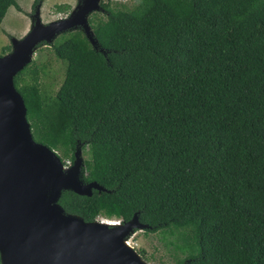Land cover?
I'll use <instances>...</instances> for the list:
<instances>
[{
    "label": "trees",
    "instance_id": "1",
    "mask_svg": "<svg viewBox=\"0 0 264 264\" xmlns=\"http://www.w3.org/2000/svg\"><path fill=\"white\" fill-rule=\"evenodd\" d=\"M11 6L0 0V24ZM100 8L98 50L80 29L51 46L64 64L54 95L44 66L14 77L34 141L63 163L79 147L83 182L107 190L59 204L87 222L137 214L172 237L178 264H264V0Z\"/></svg>",
    "mask_w": 264,
    "mask_h": 264
},
{
    "label": "water",
    "instance_id": "2",
    "mask_svg": "<svg viewBox=\"0 0 264 264\" xmlns=\"http://www.w3.org/2000/svg\"><path fill=\"white\" fill-rule=\"evenodd\" d=\"M100 2L77 0L66 17L47 24L37 5L29 31L11 39L12 50L0 57L1 264H147L129 242L134 231L149 228L137 214L126 222L99 216L87 222L65 212L58 202L63 191L89 197L93 190H107L83 182L79 147L66 167L54 150L34 141L22 96L14 87V77L31 63L36 48L51 45L62 33L80 29L98 50L88 18L101 9Z\"/></svg>",
    "mask_w": 264,
    "mask_h": 264
},
{
    "label": "rangeland",
    "instance_id": "3",
    "mask_svg": "<svg viewBox=\"0 0 264 264\" xmlns=\"http://www.w3.org/2000/svg\"><path fill=\"white\" fill-rule=\"evenodd\" d=\"M32 1L33 0H15V2L21 7L22 12L17 14L14 7H10L5 14L0 24V57L10 53L12 50L11 39L19 40L29 31L31 26L29 17L33 14L34 9L32 8ZM101 1H110L113 4L122 3L128 7H133L137 3V0ZM76 4L77 0H43L42 7L40 8V18L42 23L47 24L51 21L66 17L76 7ZM57 5H67L70 9H68L66 13H59L56 9ZM13 12L16 13L15 17H11ZM28 21L30 24L27 26ZM67 36V33H62L54 39L51 45L37 47L33 54L32 61L28 65L31 67L34 63L38 66H44V69L39 72L38 82L41 92L48 95L55 94L64 77V64L55 58L51 46L63 41ZM22 73L24 72H21L17 77L19 78ZM21 77L25 81H30V75H28V72ZM56 153L58 156L60 155L58 152ZM99 218L106 219L102 216H99ZM129 239L130 245L134 247L142 260L147 264H178L177 259L183 257V254L179 252L174 253L172 247L167 245V243L172 240V237L169 236L167 232L158 231L151 233L145 232L144 230H138L134 231V234H132Z\"/></svg>",
    "mask_w": 264,
    "mask_h": 264
},
{
    "label": "crops",
    "instance_id": "4",
    "mask_svg": "<svg viewBox=\"0 0 264 264\" xmlns=\"http://www.w3.org/2000/svg\"><path fill=\"white\" fill-rule=\"evenodd\" d=\"M33 1H34V0H33ZM33 1H32V2H33ZM16 4H17V3H16ZM17 5H18V4H17ZM11 7H14V6H11ZM18 7L20 8V11H18V10H16V9L14 8V10L17 11V12H16L17 14H18L19 12H22L21 7H20L19 5H18ZM41 7H42V6H41ZM9 8H10V7H9ZM9 8H8V9H9ZM7 11H8V10H7ZM6 13H7V12H6ZM16 13L13 12V14L11 15V17H15V16H16ZM27 13H28V12H27ZM29 24H30V22L28 21L27 26H28Z\"/></svg>",
    "mask_w": 264,
    "mask_h": 264
},
{
    "label": "flooded vegetation",
    "instance_id": "5",
    "mask_svg": "<svg viewBox=\"0 0 264 264\" xmlns=\"http://www.w3.org/2000/svg\"><path fill=\"white\" fill-rule=\"evenodd\" d=\"M33 11H34V9H33ZM73 161L72 162H65L64 165H66V167H70L73 164ZM185 264H188V263H185Z\"/></svg>",
    "mask_w": 264,
    "mask_h": 264
},
{
    "label": "clouds",
    "instance_id": "6",
    "mask_svg": "<svg viewBox=\"0 0 264 264\" xmlns=\"http://www.w3.org/2000/svg\"><path fill=\"white\" fill-rule=\"evenodd\" d=\"M31 20V19H30ZM64 164V163H63ZM66 166V165H65ZM115 220H120V219H115Z\"/></svg>",
    "mask_w": 264,
    "mask_h": 264
}]
</instances>
